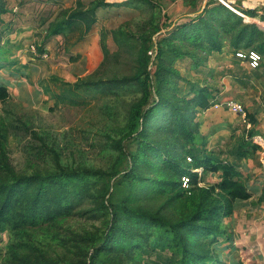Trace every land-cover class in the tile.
Returning a JSON list of instances; mask_svg holds the SVG:
<instances>
[{
	"label": "trees",
	"instance_id": "16d2710c",
	"mask_svg": "<svg viewBox=\"0 0 264 264\" xmlns=\"http://www.w3.org/2000/svg\"><path fill=\"white\" fill-rule=\"evenodd\" d=\"M1 2L0 12H6ZM136 2L161 6L154 0ZM103 5L111 4L101 0L88 12H74L69 18L85 20L89 31L96 22L97 9ZM247 12L258 15L257 10ZM71 21L52 23L48 37L63 32ZM160 31L158 25L148 36L141 37L135 73L90 82L92 89L104 94L127 85L141 88V96L128 110V130L117 141L120 156L111 168L65 164L59 151L43 142L38 159L51 154L54 166L19 171L6 157V143L0 138V234L11 235L1 264L222 262L215 241L224 235L221 220L232 213L237 201L252 195L241 168L250 153L257 152L259 158L260 147L251 139L258 132L259 121L248 112L252 127L238 140L239 145H233L224 157L209 152L207 134L201 131V122L194 119L212 108L219 89L204 84L192 87L191 94H178L168 88V76L177 73L170 63L174 58L196 59L194 50L222 52L226 35H230L234 53L252 48L264 54V30L216 2L208 4L194 20L172 28L167 36L154 41ZM1 53L0 63L4 59ZM9 96L8 87L0 84V102ZM156 122L163 124L154 129ZM243 127L246 130L245 123ZM154 131H160L165 138L152 137ZM126 139L132 140V148L125 146ZM228 154H232L231 158ZM124 157L128 166L120 169ZM198 168L202 169L201 174L195 170ZM208 173L218 174L219 180L201 186ZM184 175L190 178L188 187L182 185ZM156 199L163 200L157 208L147 206V202ZM84 205L88 208L80 213L98 215L103 219V228L57 236L55 241L64 249L61 253H50L42 242L32 239L31 230L75 215L76 209ZM165 251L169 253L161 254ZM154 252L159 259L150 258Z\"/></svg>",
	"mask_w": 264,
	"mask_h": 264
},
{
	"label": "rangeland",
	"instance_id": "374dc122",
	"mask_svg": "<svg viewBox=\"0 0 264 264\" xmlns=\"http://www.w3.org/2000/svg\"><path fill=\"white\" fill-rule=\"evenodd\" d=\"M98 1L101 0L1 2L7 11L0 12V51L4 58L0 63V84L8 87L10 96L0 102V138L6 143V157L19 171L33 166L42 169L54 166L51 154L38 159L43 142L56 148L65 164L111 168L120 156L117 141L128 130V110L141 96V88L127 85L104 94L92 89L90 82L135 73L142 36H148L159 25L161 31L154 35V41L161 40L172 28L194 20L208 4L216 3L215 0H154L161 6L152 7L135 0H103L111 5L97 9L96 22L89 31L85 20L69 18L74 12H88ZM238 4L243 6L241 1ZM257 10L259 13L254 17L260 19L264 8ZM65 19L71 21L66 29L48 37L51 24ZM229 36L226 35L222 52L208 54L194 50L196 59L174 58L171 63L165 58L177 72L168 76V88L183 95L191 94L192 87L208 84L219 89L216 98L222 102L237 97L248 108L263 103L264 78L254 75L253 69L236 59ZM198 61L201 62L196 64ZM238 68H243L244 73L237 74L240 76L237 78L233 70ZM151 69L155 70V65ZM256 73L264 75V54ZM226 74L232 77L224 92L222 80H226ZM247 111L256 115L252 108ZM229 112L226 106H212L194 119L201 122V131L207 134L209 152L220 157L226 156L233 145H239L238 140L249 131L238 115L235 123L238 129L226 128L224 133L222 122L227 120ZM161 124L156 122L153 128ZM151 126L152 123L148 131ZM260 132L264 134V126ZM152 137L165 138V135L154 131ZM124 144L134 146L127 139ZM243 162L241 171L252 195L237 201L232 213L221 220L224 235L215 241L216 253L222 258L220 264H264V169L257 152L250 153ZM127 166L124 157L119 168ZM198 172L201 174L202 170ZM218 180V174L208 173L200 185ZM162 202L156 199L147 202V206L157 208ZM86 207H79L75 215L54 224L45 223L31 230L32 239L42 242L50 253H61L64 249L55 241L57 236L103 228V219L98 215L80 213ZM10 240L9 232L0 234V264ZM165 253L169 252L161 254ZM151 256L159 259L156 252Z\"/></svg>",
	"mask_w": 264,
	"mask_h": 264
},
{
	"label": "built area",
	"instance_id": "2783aa9c",
	"mask_svg": "<svg viewBox=\"0 0 264 264\" xmlns=\"http://www.w3.org/2000/svg\"><path fill=\"white\" fill-rule=\"evenodd\" d=\"M215 1L230 8L232 11H234L239 16H241L244 19V21L256 23L261 29L264 30V24L261 23V22L264 23V19H263L264 15L261 14L262 17L260 18L258 16L260 19H257V17H254L247 12V10H257L256 7L247 6L245 1H241L243 3V6H240V4H238V2L240 1L237 0H215ZM257 11L259 13V10ZM235 57L245 62L250 69H259L263 63V54L260 51L252 48H248V49L242 48L236 50ZM213 106L215 108H218L220 106H226L233 114L239 115L242 118L243 122L246 124L247 129L251 128L252 124L247 119V114H248L247 108L242 102L234 99L222 102L216 98V100H214ZM251 139L255 144H257L260 147L258 152L259 161L264 169V134L257 132L251 137ZM188 159L191 160V157H188ZM201 170L202 169L199 170L198 168L197 171H201ZM182 179H183L182 185L184 187H188L190 185L189 176L184 175L182 176Z\"/></svg>",
	"mask_w": 264,
	"mask_h": 264
},
{
	"label": "crops",
	"instance_id": "0c3cea01",
	"mask_svg": "<svg viewBox=\"0 0 264 264\" xmlns=\"http://www.w3.org/2000/svg\"><path fill=\"white\" fill-rule=\"evenodd\" d=\"M237 59V58H236ZM238 61H240L242 64H244L245 62H243V61H241V60H239V59H237ZM246 64V63H245ZM247 65V64H246ZM254 71H252V73L254 74V75H259V77L262 79V78H264V75L263 74H257L256 72H257V70H259V69H253ZM240 73H242V75H243V73H244V70H243V68H238V69H236V70H233V74L235 75V77H240V76H237V74H240ZM225 77H227L226 78V80L225 81H223L222 80V82L223 83H225L223 86L225 87L224 88V92L226 91L225 89H226V87H227V89H228V84H230V78L232 77V75H230V74H226L225 75ZM234 77V76H233ZM236 100H238V98L236 97L235 98ZM256 106V108H253V106H251V108H252V111L253 112H255L256 113V118H257V120L259 121V123H258V125H257V129H258V133H261L260 132V129H261V127H263L264 126V100H263V103H261V104H256L255 105ZM246 108L250 111L251 110V108L249 107L248 108V106H246ZM231 112V111H230ZM229 112V116H228V118H229V120H228V118H227V120H223V126L224 127H221V128H223V130H224V133H225V129L227 128L228 130H229V128L231 127V128H236V129H238L236 126H235V123H236V121H237V116L238 115H236V114H233L232 112L230 113ZM233 126H235V127H233ZM234 129H233V131H234ZM263 134V133H262ZM217 139V138H216ZM223 139V138H222ZM221 141V140H220ZM219 141V144H221L222 146H223V144L224 143H221Z\"/></svg>",
	"mask_w": 264,
	"mask_h": 264
},
{
	"label": "water",
	"instance_id": "95a60500",
	"mask_svg": "<svg viewBox=\"0 0 264 264\" xmlns=\"http://www.w3.org/2000/svg\"><path fill=\"white\" fill-rule=\"evenodd\" d=\"M237 1H245V2H253V3H255L254 4V6L256 7V8H264V0H237Z\"/></svg>",
	"mask_w": 264,
	"mask_h": 264
},
{
	"label": "bare ground",
	"instance_id": "6f19581e",
	"mask_svg": "<svg viewBox=\"0 0 264 264\" xmlns=\"http://www.w3.org/2000/svg\"><path fill=\"white\" fill-rule=\"evenodd\" d=\"M246 4H247V6H249V7H255V6H254L255 3H253V2L251 3V2H248V1H247ZM203 6H204V5H203ZM261 23L264 24L263 22H261Z\"/></svg>",
	"mask_w": 264,
	"mask_h": 264
}]
</instances>
